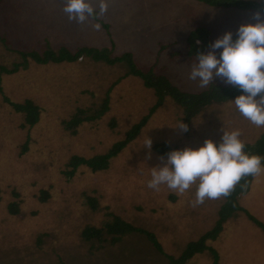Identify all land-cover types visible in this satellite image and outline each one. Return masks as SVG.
<instances>
[{"label":"rangeland","instance_id":"obj_1","mask_svg":"<svg viewBox=\"0 0 264 264\" xmlns=\"http://www.w3.org/2000/svg\"><path fill=\"white\" fill-rule=\"evenodd\" d=\"M108 2L105 15L80 25L68 20L64 0H0V36L5 39L0 40V65L9 68L22 61L19 51L41 52L47 44L71 52L107 48L111 57L130 52L139 68L154 65L181 91L198 93L209 86L201 88L188 79L196 63L185 56L190 31L208 28L214 42L227 31L235 35L242 23L254 22V11L212 8L195 0ZM94 23L100 30L93 29ZM124 72L121 64L80 58L46 65L29 60L25 70L0 74V264H166L164 254L141 234H125L114 244L95 242L101 247L92 251L81 230L101 226L111 214L155 233L165 252L174 256L214 226L223 197L193 207L196 184L183 193L166 185L159 191L147 187L153 168L162 163L152 146L164 142L175 150L198 148L205 139L219 143L222 130L235 128L241 129L246 144H253L264 128L242 117L234 100L212 105L181 132L175 126L183 122V110L166 98L106 169L78 166L70 177L63 173L72 156L105 154L154 105L153 91L128 76L110 91L109 110L100 119L82 123L75 134L63 129L62 122L77 109L97 107ZM213 83L228 85L219 78ZM3 97L14 103L33 101L41 110L37 124L23 125L24 115L14 112ZM148 138L150 150L144 146ZM41 190L48 193L45 201L39 199ZM89 197L96 199V209ZM14 201L19 210L11 214L7 206ZM239 203L264 223V173L252 178ZM209 244L219 251L220 264H264V232L244 211L225 222ZM186 264H212V258L205 251Z\"/></svg>","mask_w":264,"mask_h":264},{"label":"trees","instance_id":"obj_2","mask_svg":"<svg viewBox=\"0 0 264 264\" xmlns=\"http://www.w3.org/2000/svg\"><path fill=\"white\" fill-rule=\"evenodd\" d=\"M203 5L212 8L223 9H236L241 11H256L264 8V3L252 1V0H195ZM104 28H108L107 25H103ZM212 32L210 29L201 27L196 28L188 34L186 38V51L185 56L193 62L196 61V55L199 52H208L211 41ZM236 36L233 35V39ZM2 42L5 39L1 38ZM46 48L41 52L35 50L19 51L18 54L21 57V62L12 63L11 67L0 65V74L12 75L18 70H25L28 67V62L31 60L38 65L46 64H60V63H73L80 58H88L94 62L104 63L108 66H114L121 64L125 68L124 74L120 76L106 91V95L101 103L94 109H77L74 115L62 122L63 129L70 131L71 134L76 133V129L84 122H92L100 119L109 110V94L113 87L122 79L133 76L142 81L143 87L153 91L156 98L154 105L148 110V113L143 116L138 123L134 124L125 134L123 140L114 143L111 148L102 155L93 156L91 158H84L80 156H72L67 163L66 169L63 173L70 177L74 174L75 169L78 166H86L92 171H99L106 169L112 158L126 147V145L132 142L140 130L145 126L151 115L163 105L166 98L172 100V102L182 108L184 116L183 122L190 126L193 119L201 115L212 105H221L228 103L235 99L240 91L231 85H223L217 83H211L209 87L198 93L184 92L173 85L166 76L159 74L155 70V66H151L145 70L139 68L133 61L132 54L125 52L120 56L111 57V52L107 48L97 49L93 47H80L75 52H71L65 47H59L58 49L51 48L48 44ZM163 46L162 49H164ZM1 91V88H0ZM3 102L10 105L14 112L24 115L23 125L29 127L34 126L39 121L40 108L31 100L26 99L23 103L11 102L7 97H3ZM113 125V124H112ZM114 126V125H113ZM246 151L254 154L264 156V132L253 144H246ZM27 145H23L22 151H26ZM152 150L160 157H166L167 153L175 150V147H171L167 143H157L152 146ZM252 176L243 178L232 191L228 197H223L224 201L218 209V218L215 221L214 226L203 233L198 240L191 241L184 248L182 253L178 256H174L165 252L162 244L158 240L155 233L145 230L142 227L135 226L121 218L118 215H112L110 221L104 222L101 226L85 225L80 232L81 238L85 242H89L93 247L92 251L99 249L101 243L109 242L111 244L117 243L122 239L125 234H141L154 249L164 254L166 258V264H186L196 254L208 251L212 258V264H220V254L216 247L209 242L216 240L223 231L224 224L230 218L236 216L239 212L244 211L250 220L264 232V223L257 219L250 211L239 203V197L246 194L249 191ZM48 198V193L45 190H41L39 195L40 201H45ZM88 203L92 209H96V199L89 197ZM9 213L16 214L19 210L17 202H11L7 206ZM95 242L100 243L94 245Z\"/></svg>","mask_w":264,"mask_h":264},{"label":"clouds","instance_id":"obj_3","mask_svg":"<svg viewBox=\"0 0 264 264\" xmlns=\"http://www.w3.org/2000/svg\"><path fill=\"white\" fill-rule=\"evenodd\" d=\"M108 0H64L63 12L69 21L84 25L106 14ZM254 22L242 23L233 39L231 31L225 32L209 45V51L199 52L191 66L188 79L206 88L219 78L236 87L240 94L232 101L242 117L257 128H264V8L251 14ZM100 30L99 23L92 24ZM222 49L217 55V50ZM181 132L189 130L181 120L175 126ZM219 143L205 139L198 148L185 147L172 150L161 165L154 167L147 187L159 191L161 185L183 193L197 185L193 207L206 200L228 197L245 177L264 173V156L246 151L241 129L222 130ZM149 150L152 141L145 145Z\"/></svg>","mask_w":264,"mask_h":264}]
</instances>
